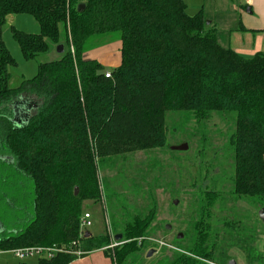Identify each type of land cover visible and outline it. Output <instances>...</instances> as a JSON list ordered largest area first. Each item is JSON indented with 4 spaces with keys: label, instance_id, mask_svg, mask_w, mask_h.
<instances>
[{
    "label": "trees",
    "instance_id": "1",
    "mask_svg": "<svg viewBox=\"0 0 264 264\" xmlns=\"http://www.w3.org/2000/svg\"><path fill=\"white\" fill-rule=\"evenodd\" d=\"M9 14H29L38 23V33L12 30L24 58L49 51L51 44L67 47L60 59L40 62L36 74L14 88L8 71L14 61L2 39ZM110 35L120 41V62L105 76L104 66L84 53L94 47L91 39ZM16 103L33 105L18 124L11 121ZM167 112L197 120L235 113L228 195L264 207V51L247 57L222 46L217 28L206 24L201 10L187 14L183 0H0V161L10 165L20 187L31 184L28 200L0 216V251L78 242L82 252H58L37 264H69L99 249L111 264H124L140 252L153 207L114 234L125 242L103 249L108 234L80 236L83 202L100 198L93 151L103 158L162 146ZM219 196L207 191L191 244L165 264L214 261L205 209ZM247 260L264 264V250L251 248Z\"/></svg>",
    "mask_w": 264,
    "mask_h": 264
},
{
    "label": "rangeland",
    "instance_id": "2",
    "mask_svg": "<svg viewBox=\"0 0 264 264\" xmlns=\"http://www.w3.org/2000/svg\"><path fill=\"white\" fill-rule=\"evenodd\" d=\"M229 1L205 0L206 23L209 26L210 19L219 16V20L223 19L229 24V19L224 17H231V14L222 12V6L226 8L225 2L228 5ZM189 7L192 9L191 5ZM13 29L38 33L39 26L29 14H20L14 22L8 21L3 25L2 39L14 61L8 68L9 85L14 88L23 79L32 78L40 62L57 60L62 53L56 51L58 44H51L49 51L26 59L13 38ZM217 39L224 47H234L239 42H246L247 37L243 39L242 35L232 33L228 36L225 32H218ZM91 40L94 47H88L84 54L102 62L104 72L120 62V41L117 36ZM59 44L67 48L64 43ZM234 119L233 112H214L207 120H197L190 113L167 112L162 146L103 158L93 151L100 198L83 202V212L90 214L91 222L84 233L88 231L92 236L108 234L110 243L103 249H111L125 242L120 241L121 238L114 239V234L121 231L124 222L129 221L134 214L153 207L155 215L148 227V237L145 238L147 245L137 254H132L124 264H165L168 259H172L174 252L181 250L180 247L191 244L193 222L198 219L199 210L207 206L206 195L211 190L221 196L209 201L211 204L205 209L209 214L206 223L216 246L215 259L208 261V264H228L230 259L235 264H249L248 250L253 247L260 252L264 250V222L258 217L260 208L253 200L234 199L228 195L233 174L228 138L234 130ZM181 143L187 144L186 150L172 149ZM7 166L10 167L0 161V216L15 212L18 206L28 200L31 191L30 182L20 187L15 174ZM167 225L169 229H166ZM1 228L0 225V231ZM178 233H181V238H177ZM140 240L142 238L138 242ZM77 247L78 242H75L72 246L60 248L72 252L77 251ZM150 250L152 254L149 256ZM37 258L38 255H31L23 261L34 264Z\"/></svg>",
    "mask_w": 264,
    "mask_h": 264
},
{
    "label": "crops",
    "instance_id": "3",
    "mask_svg": "<svg viewBox=\"0 0 264 264\" xmlns=\"http://www.w3.org/2000/svg\"><path fill=\"white\" fill-rule=\"evenodd\" d=\"M183 1L186 5L187 14L192 16L201 10L204 17L206 18L204 8V5L206 4L205 0ZM224 1L225 0H223V2ZM189 5H191L192 9L189 7ZM222 7V12H228V15L231 14L229 15L231 17H224L229 19L228 25L223 19L219 20L220 16L214 19H210V24L214 25L217 28V33L225 32L226 34H228V36H231V34L234 33L237 36L242 35L243 39L247 37L246 42H239L237 45H234V47H229L243 56L253 55L258 51H264V0H230L228 5H226L225 2L226 8H224V6ZM247 9H249V11H247ZM18 15L20 14L7 15L5 23H7L8 21L14 22ZM232 21L233 24H231ZM84 57L87 59H96L91 57L89 58L85 54ZM100 63L102 64V62ZM118 64H116L115 67ZM32 113L33 105L31 103L24 105L16 103L12 108L11 121L14 124L24 122ZM11 254V251H9V253L8 251H0V264H32L23 260H18ZM39 258L40 257L37 258L34 264H37ZM107 262L111 264L109 257H107L103 253L102 249H99L91 251L83 256L77 257L69 264H107Z\"/></svg>",
    "mask_w": 264,
    "mask_h": 264
},
{
    "label": "built area",
    "instance_id": "4",
    "mask_svg": "<svg viewBox=\"0 0 264 264\" xmlns=\"http://www.w3.org/2000/svg\"><path fill=\"white\" fill-rule=\"evenodd\" d=\"M105 76H109V72H106ZM89 219H90V214L88 212H83L80 219V229L82 234L87 229V227L91 225ZM58 252H66V251L56 246H52V247L30 246V247H22L11 250V253L18 260H23L24 258L31 255H38V257L48 259L53 257ZM72 252L78 255L82 253L79 248H77V251H72Z\"/></svg>",
    "mask_w": 264,
    "mask_h": 264
},
{
    "label": "water",
    "instance_id": "5",
    "mask_svg": "<svg viewBox=\"0 0 264 264\" xmlns=\"http://www.w3.org/2000/svg\"><path fill=\"white\" fill-rule=\"evenodd\" d=\"M83 7H84L83 4L79 5L78 10L81 11ZM247 11H249V9H247ZM206 24H207V23H206ZM56 51H57L58 53H63V45H62V44H58L57 47H56ZM172 149H174V150H179V151H183V150H186V149H187V144H186V143H181V144H179V145L173 146ZM77 192H78V189H77V187H75L74 194L76 195ZM258 217L264 222V207H262V208L259 209V211H258ZM169 228H170V226L167 225V226H166V229H169ZM89 235H90L89 232H86V233H85V237H87V236H89ZM181 237H182L181 233H178L177 238H181ZM120 238H121V235H120V234H117V235H115V237H114L115 240H119ZM151 254H152V250H150V251L148 252V255H149V256H150ZM228 264H235V262H234V260H230V261L228 262Z\"/></svg>",
    "mask_w": 264,
    "mask_h": 264
}]
</instances>
